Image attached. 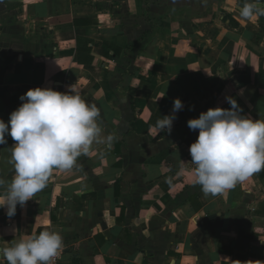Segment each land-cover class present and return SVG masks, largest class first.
<instances>
[{"label":"crops","instance_id":"crops-1","mask_svg":"<svg viewBox=\"0 0 264 264\" xmlns=\"http://www.w3.org/2000/svg\"><path fill=\"white\" fill-rule=\"evenodd\" d=\"M245 2L264 8V0H0V119L29 89L73 86L100 110L102 137H114L72 170H53L13 217L0 209V248L49 230L63 238L60 264H264V170L205 195L189 152L198 130L187 126L209 108H230L227 97L264 120V15L242 17ZM177 98L184 108L168 133L157 122ZM13 144L8 136L0 145L7 182Z\"/></svg>","mask_w":264,"mask_h":264},{"label":"clouds","instance_id":"clouds-1","mask_svg":"<svg viewBox=\"0 0 264 264\" xmlns=\"http://www.w3.org/2000/svg\"><path fill=\"white\" fill-rule=\"evenodd\" d=\"M240 15L251 19L264 15V8L245 2ZM19 99L22 103L11 112L9 121L0 119V145L7 143L8 136L14 141L9 162L15 175L10 182L0 178V189L4 190L0 209H6L9 218L16 214L18 205L23 207L46 187L53 170H72L93 144H111L114 139L111 134L102 137L100 110L73 86L69 92L36 87ZM226 99L230 108H209L187 121L190 130H198L189 152L195 165V183L205 195L222 193L264 170V120L247 118L235 99ZM183 108L182 101L175 99L172 114L164 116L157 126L171 133L176 113ZM62 248V235L44 230L0 248V256L7 264H55Z\"/></svg>","mask_w":264,"mask_h":264},{"label":"trees","instance_id":"trees-1","mask_svg":"<svg viewBox=\"0 0 264 264\" xmlns=\"http://www.w3.org/2000/svg\"><path fill=\"white\" fill-rule=\"evenodd\" d=\"M230 24L233 28L238 27V23L236 21H234L233 19L230 20ZM79 42H81V40H79ZM170 104V102L168 101V105Z\"/></svg>","mask_w":264,"mask_h":264},{"label":"built area","instance_id":"built-area-1","mask_svg":"<svg viewBox=\"0 0 264 264\" xmlns=\"http://www.w3.org/2000/svg\"><path fill=\"white\" fill-rule=\"evenodd\" d=\"M62 258V254L55 260V264H60Z\"/></svg>","mask_w":264,"mask_h":264}]
</instances>
